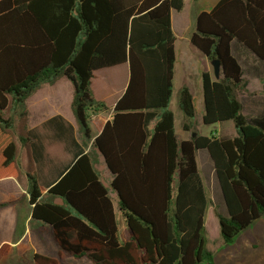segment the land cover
<instances>
[{"label": "trees", "instance_id": "trees-1", "mask_svg": "<svg viewBox=\"0 0 264 264\" xmlns=\"http://www.w3.org/2000/svg\"><path fill=\"white\" fill-rule=\"evenodd\" d=\"M184 1L0 0V180L19 174L17 145L37 161L33 132L19 131L18 123L26 121L27 99L45 83L71 81L83 145L92 140L87 152L77 147L76 159L45 195L27 171L25 193L0 201L1 208L27 199L31 221L49 229L58 256L33 253V264H60L62 254L87 255L94 264H217L207 247L209 198L198 150L209 155L226 209V215L214 212L223 244L264 216V113H242L237 94L246 82L231 50L237 41L264 69V0H218L196 15L190 43L221 66L218 79L201 73V120L232 121L236 135L200 134L191 122L193 95L184 86L182 129L195 135L181 139L168 105L176 62L171 11H181ZM125 63L124 92L94 136L91 117L108 109L91 90L94 73ZM97 155L112 175L117 211L94 167ZM10 250V243L0 245V261Z\"/></svg>", "mask_w": 264, "mask_h": 264}, {"label": "rangeland", "instance_id": "rangeland-1", "mask_svg": "<svg viewBox=\"0 0 264 264\" xmlns=\"http://www.w3.org/2000/svg\"><path fill=\"white\" fill-rule=\"evenodd\" d=\"M217 1L218 0H196L194 2L189 1L186 3L183 11H172V27L176 37V62L174 66L173 92L168 109L174 113L175 130L179 138L190 134H185L182 129L183 123L186 122V120L182 110L179 107L180 92L184 86L189 87L193 95L196 113L191 122L193 123V126L196 127L198 132L204 135L217 134L218 136L222 137H232V135H229L230 131H227L228 129H226L227 125L232 123L231 121L212 125H205L202 123V64L200 59L193 54V50L195 48L190 44L189 40L190 34L195 27V17L197 13L202 10H210ZM241 47L242 48L237 51V54L241 60H244V66L247 68L251 63V58L254 57V54H252V52L244 46ZM206 61L208 63V69L213 75V69L210 61ZM120 67L122 68L107 72V77L105 78L106 80H102L99 75L101 72H103V70H100L96 74L94 88L98 89L103 95H105V101H103L105 103H110L114 99L115 95L119 92L125 82V65H121ZM245 76L249 77V91H253L254 93L251 94L249 91H245V88H243L238 92L237 95L242 103V113L248 117H255L261 113H264V77H260L258 83L256 82V79L251 78L249 74L245 73ZM65 84H68V80L62 78L58 81V86H56L57 92L62 94V98L66 94ZM45 88H47V86H44L42 92L48 93L49 90L45 91ZM34 100L40 101V98L37 95H34L29 100V108L32 116L34 115L36 109L37 111L41 109L39 108L41 107L40 104L39 107L35 109ZM25 123V120L18 123L19 131L22 132L27 129L26 126L24 128ZM221 127L224 128L223 131H221ZM192 134L193 133H191V135ZM206 155L207 151L205 149L199 150L197 153L200 172L202 174L209 198V205L205 215L207 247L214 252L217 264H264V216L240 232L233 243L223 244L219 233L218 221L214 212L215 210H219L223 215H226V209L216 177L214 175L212 162L209 156ZM19 170L21 177H25L26 168L21 166ZM102 180L109 188L108 190L115 205V209L118 210V199L110 188V179L106 176H103ZM53 200L58 204L63 203L60 197H55ZM119 229L120 238H126L127 230L125 225L120 223ZM46 252L52 251L47 249ZM32 254L33 251L30 250L24 252L21 255H19L17 250H12L10 254L1 259L0 264H33ZM59 259L60 264H94L92 259L87 255L76 258L70 254H62Z\"/></svg>", "mask_w": 264, "mask_h": 264}, {"label": "crops", "instance_id": "crops-1", "mask_svg": "<svg viewBox=\"0 0 264 264\" xmlns=\"http://www.w3.org/2000/svg\"><path fill=\"white\" fill-rule=\"evenodd\" d=\"M189 1L194 2L196 0H185L184 7ZM183 9L181 11H183ZM241 46L242 45L240 43L234 40L232 41L231 50L243 69L242 77L246 82L245 91H249V77L245 76V73L249 74L251 78L256 79V82L259 83L260 77H264V69L261 61L254 55V57L251 58L249 67L245 68L244 60H241L237 54V51L242 48ZM193 54L200 59V62L202 64L201 73L203 71H209L208 63L206 61L207 59L201 54V52L195 48L193 50ZM122 65H125L126 70V79L122 88L110 103H106L108 106V109L106 111L100 112L91 117V125L94 136H96L102 130L106 122L111 121L113 117V105L120 97V95L124 92L128 80V65L126 63ZM120 66L121 65L103 69V72L99 74L101 79L106 80L105 78L107 77V72L122 68ZM97 73L98 71L94 73V78L91 83V90L97 100L105 101V95H103L98 89L94 88V80ZM62 78L65 77L59 78L52 84L45 83L41 85L33 93L32 96L37 95L40 98V101L34 100L35 109L39 107V104L41 105V107H39L41 109L39 111H37L36 109L37 113L35 111L33 116L31 115V111L29 108V100L30 98H32V96L29 97L26 102L28 115L26 118L25 126L27 128V131L33 132L34 138L32 139V141H34V143L37 145L36 150H38L36 155L37 161L35 162L33 155H31L32 153L30 149H22L17 145V161L20 167L23 166L26 168V172L29 171L37 175L39 188L43 195H45L48 186L51 185L55 180H57L72 165V163L76 159L75 156L77 147L79 146L83 149L84 152H87L89 151L92 142V140H90L88 141L86 146L83 145L81 134L78 131L77 122L71 109V101L73 98L74 90L71 81L65 78L66 80H68V84H65L66 94L63 98L62 94L57 92L56 86H58V81ZM44 86H47V88H45V91L49 90L48 93L42 92ZM250 93L253 94L254 92L252 91ZM50 119H54V121H52L50 126H45V123ZM223 129L224 128L221 127V131H223ZM226 129H228L227 131H230L229 135H236V130L233 122L229 123ZM184 132L185 134L190 133L188 131ZM190 135L191 133L189 135H184L181 137V139L188 138ZM222 138L229 137L224 136ZM94 167L100 173L101 180L103 176H106L111 181L112 175L106 168L103 157L101 155H97ZM26 188V175L25 177H21L20 172L17 178L2 179L0 180V201L17 200L25 193ZM112 192L114 191L112 190ZM114 194L116 195L115 192ZM15 234H19V236L15 238ZM2 243H10V253L12 252V250H17L19 252V255H21L24 252L30 250L33 251V253H40L51 257L58 256V248L53 241L49 229L46 227H41L31 221V210L29 204L27 203V199H25L22 203L11 204L0 208V245ZM47 249H50L52 252H46Z\"/></svg>", "mask_w": 264, "mask_h": 264}, {"label": "water", "instance_id": "water-1", "mask_svg": "<svg viewBox=\"0 0 264 264\" xmlns=\"http://www.w3.org/2000/svg\"><path fill=\"white\" fill-rule=\"evenodd\" d=\"M210 64L212 66L213 75H214L215 79H218L221 76V73H220L221 66H220L219 60L213 59L210 61ZM192 135L194 136L195 133H193Z\"/></svg>", "mask_w": 264, "mask_h": 264}]
</instances>
